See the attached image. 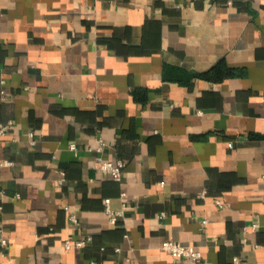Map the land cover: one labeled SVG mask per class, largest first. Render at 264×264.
Segmentation results:
<instances>
[{
  "label": "crops",
  "instance_id": "crops-1",
  "mask_svg": "<svg viewBox=\"0 0 264 264\" xmlns=\"http://www.w3.org/2000/svg\"><path fill=\"white\" fill-rule=\"evenodd\" d=\"M7 122L0 264H264V0H0Z\"/></svg>",
  "mask_w": 264,
  "mask_h": 264
},
{
  "label": "built area",
  "instance_id": "built-area-1",
  "mask_svg": "<svg viewBox=\"0 0 264 264\" xmlns=\"http://www.w3.org/2000/svg\"><path fill=\"white\" fill-rule=\"evenodd\" d=\"M11 122L7 123H0V135L5 134L9 127ZM101 142V141H100ZM102 142L100 146L98 147V150L102 149ZM72 149H75V144H71L70 146ZM12 162L9 160H5L3 162H0V166L2 165H11ZM125 165V162L122 159H116V160H110V159H98V168L102 171H106L110 174L111 178L115 181H120L122 176V170ZM4 192L0 190V211L2 210V197ZM124 195L123 193L121 194ZM19 195L16 194V197ZM264 201V197H263ZM104 212L107 214L108 219L110 222L115 223L119 216L123 214V210H112L109 206V198L104 199ZM71 220L76 222V218L74 215H71ZM0 228V233H1ZM91 238L87 237L85 239H66L64 240V248L70 249L71 247H83L85 244L90 241ZM7 239L0 235V245L6 246L7 245ZM160 249L167 252L171 255L173 260H176L178 258H187L192 261H199L202 259V250L195 245L191 244H183L179 241H176L172 238L164 239L160 244Z\"/></svg>",
  "mask_w": 264,
  "mask_h": 264
},
{
  "label": "trees",
  "instance_id": "trees-1",
  "mask_svg": "<svg viewBox=\"0 0 264 264\" xmlns=\"http://www.w3.org/2000/svg\"><path fill=\"white\" fill-rule=\"evenodd\" d=\"M213 75L216 73L219 77H222L223 75H231L234 74V71L232 68L227 67L224 64H219L213 71Z\"/></svg>",
  "mask_w": 264,
  "mask_h": 264
}]
</instances>
